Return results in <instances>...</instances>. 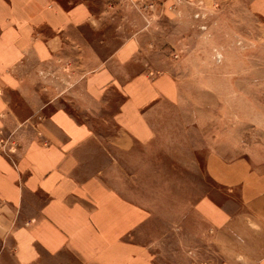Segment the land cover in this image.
Segmentation results:
<instances>
[{
  "label": "crops",
  "instance_id": "crops-1",
  "mask_svg": "<svg viewBox=\"0 0 264 264\" xmlns=\"http://www.w3.org/2000/svg\"><path fill=\"white\" fill-rule=\"evenodd\" d=\"M199 1L124 0L158 7L171 21ZM110 2L0 0V264H156L136 236L139 210L114 177L124 157L167 140L186 109L202 107L188 95L183 69L157 71L142 34L109 42L101 35L96 5L105 13L119 3ZM248 10L264 26V0ZM107 43L115 47L99 57L96 46ZM76 58L86 70V102L74 103L81 112L67 109L50 79L60 77L59 62ZM221 118L212 113L203 163L216 192L199 206L213 226L212 264H264V113L245 122L242 140ZM105 123L114 126L108 135L100 133Z\"/></svg>",
  "mask_w": 264,
  "mask_h": 264
},
{
  "label": "rangeland",
  "instance_id": "rangeland-1",
  "mask_svg": "<svg viewBox=\"0 0 264 264\" xmlns=\"http://www.w3.org/2000/svg\"><path fill=\"white\" fill-rule=\"evenodd\" d=\"M116 1L118 5L113 9L108 6L105 13L102 4L96 5L95 15L105 25L101 35L109 42L114 37L124 40L142 34V52L150 56L157 71L183 69L180 76L186 75L181 78L188 84V95L202 108L186 109L167 140L140 149L132 158L124 157L114 182L139 210L136 236L151 248L156 264H212L216 259L213 226L199 207L216 192L203 170L211 148V116L218 111L220 122L229 119L242 140L248 126L245 122L249 118L257 122L264 113L262 20L249 12L251 0H200L172 21L158 7L149 11ZM110 3L108 0L107 5ZM90 37L93 39L94 34ZM114 47L107 43L96 46V51L99 57H105ZM101 61H91V70ZM58 64L60 77L50 76L51 81L59 82L62 92L58 96L68 97L64 100L68 110L81 112L74 103L86 102L79 83L86 73L82 60ZM217 71L218 77L214 75ZM211 85L219 86L218 94L211 92ZM215 98L220 105L212 110ZM229 102H233L230 107ZM113 131V124L100 126L103 135ZM252 142L257 144L256 140ZM219 195L221 199L222 193Z\"/></svg>",
  "mask_w": 264,
  "mask_h": 264
}]
</instances>
